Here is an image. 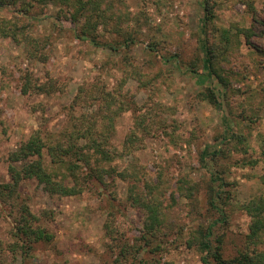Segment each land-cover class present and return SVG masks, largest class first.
<instances>
[{
    "label": "rangeland",
    "instance_id": "rangeland-1",
    "mask_svg": "<svg viewBox=\"0 0 264 264\" xmlns=\"http://www.w3.org/2000/svg\"><path fill=\"white\" fill-rule=\"evenodd\" d=\"M103 1L101 38L129 41L130 50L78 40L79 25L65 14L60 19L54 5H36L28 20L40 42L36 59L25 45L0 39V185L11 182L10 157L33 132L56 142L83 116H98L95 127L113 153L111 162L77 163L76 196L51 195L33 179L11 202L0 194V264H22L14 228L23 205L54 236L33 244L38 264H202L188 244L211 225L226 259L264 250V229L258 245L248 239V209L264 200V27L255 21L264 24V0H213L215 28L206 32L219 48L229 32L230 65L223 69L238 91L225 111L202 95L212 85L200 43L204 0ZM173 56L178 66L164 62ZM28 73L53 91L23 93ZM90 91L97 97L87 102ZM108 92L113 98L102 100ZM232 131L242 142H226ZM43 160L58 180L75 184L71 157L54 164L44 153ZM213 176L224 180L222 189ZM212 189L226 202L225 224L210 208ZM146 206L158 207L155 233Z\"/></svg>",
    "mask_w": 264,
    "mask_h": 264
},
{
    "label": "trees",
    "instance_id": "trees-1",
    "mask_svg": "<svg viewBox=\"0 0 264 264\" xmlns=\"http://www.w3.org/2000/svg\"><path fill=\"white\" fill-rule=\"evenodd\" d=\"M103 0H0V39H12L17 44H23L31 53V58L36 59L32 50L37 52L40 42L31 35L32 25L28 22L32 10L36 5H54L60 9L59 18L65 14V18L72 23L79 25V28L74 31L75 37L83 42H88L96 48H109L113 52H120L125 49L130 50L129 41L119 42L111 41L105 42L101 38L99 27L102 24L103 17L101 15V7L106 5ZM204 18L203 34L204 39L201 40V51L204 55L203 70L205 75L209 78L212 85L209 86L204 94L212 105L221 110H227L226 102L229 107V101L238 91L233 88L234 81L231 79V71L224 70V63L230 65L231 55V39L229 32L222 33L221 48L216 43H212L206 31L210 27L215 28V4L213 0H204ZM11 12L13 15L5 17L2 14ZM258 25L264 27L262 21L255 18ZM263 34V29L260 26H255ZM246 35L253 33V30L244 31ZM45 57V56H44ZM46 61V58H41ZM166 63H174L178 66L179 57L163 58ZM233 71V70H232ZM235 75V74H234ZM23 93H48L53 90L48 89L45 85L35 83L32 74L28 73L24 76ZM84 93L83 88L79 89L78 98H85L81 96ZM92 93L86 97L87 102L93 101L96 98L97 92ZM113 98L109 92L106 93L102 100H109ZM116 115L113 112L111 119ZM96 116H88L78 118L73 124L71 131H66L62 134L61 139L56 142L52 141L51 136L44 135L41 130L32 133L30 138L24 141L18 150L14 152L11 157L10 175L11 182L9 184L0 185V194L4 195L6 201H12L18 195L20 186L25 180H36L44 187V190L51 195H60L63 197H72L81 193L79 182L74 173V169L78 166L77 163H84L88 167L95 163L94 159L99 162H111L113 160V153L105 148L104 144L107 140H103L95 127L98 119ZM85 118H88L86 120ZM241 138L232 131L230 138L226 142L237 141ZM242 142V141H241ZM237 149V148H236ZM44 153H47L54 164L63 163V158L71 157L74 163L69 165L70 176L73 177L75 184L69 186L66 179H57V175H52L44 164ZM207 156V152L204 154ZM72 160V161H73ZM99 173V172H98ZM213 182L220 183L219 188L224 186V180L219 176H213ZM194 189V188H192ZM214 191L215 188H214ZM211 190L209 205L214 209L219 219L217 224H225L227 216L225 212V204L221 194L214 193ZM192 193V192H191ZM16 199V198H15ZM148 208V206H146ZM254 209V213L250 209ZM148 228L151 233L156 231V222L159 221V212L157 206L148 208ZM252 217L253 223L251 225V233L248 236L251 244L258 245L259 233L264 229V221L262 215L264 214V200L261 198L256 203H252L248 209ZM15 237L22 242V264H38L34 258L33 244L38 242L53 241L54 236L47 231L45 227H41L38 223L37 217L23 205L15 226ZM194 237L196 239L191 241L188 245L190 248L197 247V251L201 254L202 264H264V250H254L252 253L248 251L239 252L238 256L232 259H226L222 253L223 241L222 238H215L214 226L211 225L207 229L201 228L197 230ZM196 241V242H195ZM141 264H145L141 262Z\"/></svg>",
    "mask_w": 264,
    "mask_h": 264
}]
</instances>
